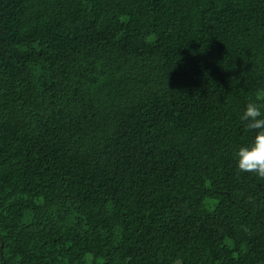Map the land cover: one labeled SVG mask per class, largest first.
Instances as JSON below:
<instances>
[{"label": "trees", "instance_id": "trees-1", "mask_svg": "<svg viewBox=\"0 0 264 264\" xmlns=\"http://www.w3.org/2000/svg\"><path fill=\"white\" fill-rule=\"evenodd\" d=\"M264 0H0V264H259Z\"/></svg>", "mask_w": 264, "mask_h": 264}, {"label": "clouds", "instance_id": "clouds-1", "mask_svg": "<svg viewBox=\"0 0 264 264\" xmlns=\"http://www.w3.org/2000/svg\"><path fill=\"white\" fill-rule=\"evenodd\" d=\"M259 96H264V90ZM241 120L247 129L255 132V135L250 142L235 149L236 167L240 172L264 178V101L259 99L250 101L243 111ZM92 259L91 254L86 257L88 264H91Z\"/></svg>", "mask_w": 264, "mask_h": 264}, {"label": "water", "instance_id": "water-1", "mask_svg": "<svg viewBox=\"0 0 264 264\" xmlns=\"http://www.w3.org/2000/svg\"><path fill=\"white\" fill-rule=\"evenodd\" d=\"M259 264H264V262H262V263H259Z\"/></svg>", "mask_w": 264, "mask_h": 264}]
</instances>
